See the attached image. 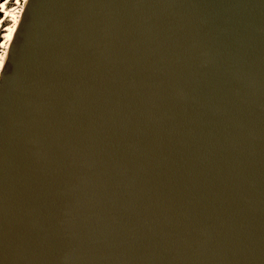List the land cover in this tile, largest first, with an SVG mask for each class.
Listing matches in <instances>:
<instances>
[{
  "label": "water",
  "instance_id": "water-1",
  "mask_svg": "<svg viewBox=\"0 0 264 264\" xmlns=\"http://www.w3.org/2000/svg\"><path fill=\"white\" fill-rule=\"evenodd\" d=\"M0 264H264V0H29Z\"/></svg>",
  "mask_w": 264,
  "mask_h": 264
},
{
  "label": "snow or ice",
  "instance_id": "snow-or-ice-1",
  "mask_svg": "<svg viewBox=\"0 0 264 264\" xmlns=\"http://www.w3.org/2000/svg\"><path fill=\"white\" fill-rule=\"evenodd\" d=\"M15 4L17 8H11L10 4ZM29 0H0V29L8 34V38L11 39V34L14 32V28L11 26L16 23V12L20 4L25 5V10L27 9ZM8 13V15H5ZM4 58L0 57V61Z\"/></svg>",
  "mask_w": 264,
  "mask_h": 264
},
{
  "label": "rangeland",
  "instance_id": "rangeland-1",
  "mask_svg": "<svg viewBox=\"0 0 264 264\" xmlns=\"http://www.w3.org/2000/svg\"><path fill=\"white\" fill-rule=\"evenodd\" d=\"M25 5L24 4H20L17 12H16V20L18 19V23H16L17 25H11L14 28V32L11 34V40L9 41L8 38V34L3 32V29H0V57H3L4 59L2 61H0V75L3 71L4 65L6 63L7 60V55H8V51H9V47L11 45L12 40L14 39V36L18 30V27L20 25V20H21V16L23 13ZM11 8H17V6L13 3L10 4V9ZM8 15V13H5V15ZM10 42V43H9Z\"/></svg>",
  "mask_w": 264,
  "mask_h": 264
},
{
  "label": "bare ground",
  "instance_id": "bare-ground-1",
  "mask_svg": "<svg viewBox=\"0 0 264 264\" xmlns=\"http://www.w3.org/2000/svg\"><path fill=\"white\" fill-rule=\"evenodd\" d=\"M6 15H7V14H6ZM16 23H18V19L16 20ZM16 23H15L14 25H17ZM10 40H11V39H9V41H10ZM9 43H10V42H9Z\"/></svg>",
  "mask_w": 264,
  "mask_h": 264
}]
</instances>
